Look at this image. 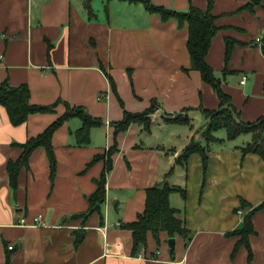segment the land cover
I'll use <instances>...</instances> for the list:
<instances>
[{"label":"crops","instance_id":"0c3cea01","mask_svg":"<svg viewBox=\"0 0 264 264\" xmlns=\"http://www.w3.org/2000/svg\"><path fill=\"white\" fill-rule=\"evenodd\" d=\"M84 1L0 0V84H25L31 104L52 107L13 125L0 106V264H264V210L252 215L250 258L245 245L236 247L240 236L230 234L264 201V161L240 149L250 137L238 143L217 136L222 140L208 145L206 165L198 153L176 161L191 139L204 144L203 111L219 107L212 86L191 68L187 26L119 0H91L89 14ZM151 1L179 11L207 6V0ZM249 1L214 0L218 30L206 56L238 118L248 123L264 117V0L243 8ZM153 103L148 128L133 121L115 130L125 112L140 114ZM66 104L101 120L89 143H76L81 119L70 117L52 134L54 174L39 146L12 188L7 162ZM176 116L187 122L169 121ZM109 151L105 199L88 212ZM164 180L185 191L172 192L169 203L190 237L174 236L170 252L165 233L159 243L149 233L134 253L124 224L143 211L146 189ZM38 214L45 226L32 224Z\"/></svg>","mask_w":264,"mask_h":264},{"label":"trees","instance_id":"16d2710c","mask_svg":"<svg viewBox=\"0 0 264 264\" xmlns=\"http://www.w3.org/2000/svg\"><path fill=\"white\" fill-rule=\"evenodd\" d=\"M91 0H85L84 6L88 13H92L90 7ZM109 0H106L108 2ZM128 3L141 4L148 13L157 14L161 21L174 19L179 27L187 26L186 47L190 57L191 68L198 70L203 81L210 84L219 99V107L214 110H204V117L207 123L202 127L201 137L204 144L200 141L191 139L184 147L180 156L176 159L178 163H185L187 158L193 154L201 155L203 164L206 165V150L212 142L221 141L214 135L218 129L224 128L226 139L232 140L241 134H250V140L241 147L243 155L247 153L257 154L264 161V117L254 122L241 121L230 104L229 95L223 91L220 86V80L215 76L213 69L206 61L211 39L216 34L218 27L215 24V15L212 12L214 0H207L206 8H199L189 5L185 11L175 10L163 5L154 4L151 0H119ZM260 0H251L243 8L252 7ZM231 42L227 41L225 57H229ZM261 49L264 54V34L261 39ZM29 89L27 85L10 86L7 83L0 84V106L4 107L10 122L13 125L22 124L30 113H45L52 110L50 106L34 105L29 102ZM154 103L149 109L140 114L125 112L121 121L116 123L115 130H124L129 123L141 121L144 128H148V114L154 109ZM77 116L81 119V125L74 131L76 143L78 145L88 144L90 141V130L92 127L99 126L101 120L88 115L80 106H70L66 104L65 112L48 125L45 130L35 137L27 139L19 144L21 153L16 160L7 162V172L9 183L12 188L17 185V177L22 167H27L28 157L33 149L42 146L50 165L51 175L55 170V155L52 147L53 132L70 117ZM175 123H186L187 119L180 116L169 120ZM105 161L104 169L99 179H97V188L89 197L88 212L97 210L100 203L105 199V179L106 172L111 169L110 153ZM98 156L95 157V159ZM174 191H180L184 196L185 191L178 186L169 185L166 180L162 184L150 186L146 189L145 205L141 213H138L136 219L124 224V227L131 231L132 250L137 252L139 247L145 246L147 235L150 233L157 243L160 242V233H165L168 237L176 235L182 236L188 240L191 231L186 228L184 220L179 216L178 209L172 207L169 203V196ZM246 206V203H242ZM257 210H264V201L252 208L245 214L243 226L234 230L230 234L239 235L240 239L236 244L245 245L248 249V256L251 257V248L248 243V236L254 232L252 226V215ZM5 264H9V260Z\"/></svg>","mask_w":264,"mask_h":264},{"label":"built area","instance_id":"2783aa9c","mask_svg":"<svg viewBox=\"0 0 264 264\" xmlns=\"http://www.w3.org/2000/svg\"><path fill=\"white\" fill-rule=\"evenodd\" d=\"M260 40V38H257L256 39V41H259ZM1 57V56H0ZM246 76L245 75H243L242 76V79L240 80V83H244L245 81H246ZM23 221V220H22ZM32 224L33 225H38V226H45V221L43 220V218H42V215H40V214H38V215H36L34 218H33V220H32ZM9 248L11 249L12 248V246L11 245H9Z\"/></svg>","mask_w":264,"mask_h":264},{"label":"rangeland","instance_id":"374dc122","mask_svg":"<svg viewBox=\"0 0 264 264\" xmlns=\"http://www.w3.org/2000/svg\"><path fill=\"white\" fill-rule=\"evenodd\" d=\"M202 123V122H201ZM204 127V125H203ZM214 135L217 137H226V132H225V129L224 128H221V129H218L217 131L214 132ZM245 137H250V134H241L240 136L237 137V140L236 142H241ZM248 142V141H247ZM246 142V143H247Z\"/></svg>","mask_w":264,"mask_h":264},{"label":"water","instance_id":"95a60500","mask_svg":"<svg viewBox=\"0 0 264 264\" xmlns=\"http://www.w3.org/2000/svg\"><path fill=\"white\" fill-rule=\"evenodd\" d=\"M206 123H207V120L203 121L202 125H205ZM174 244H175V238L174 237H169L167 239V245H168V248H169L170 252H173Z\"/></svg>","mask_w":264,"mask_h":264}]
</instances>
